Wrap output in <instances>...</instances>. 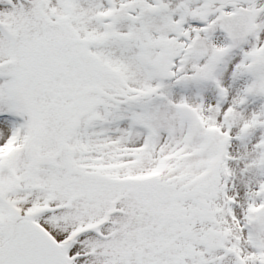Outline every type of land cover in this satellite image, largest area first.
I'll return each mask as SVG.
<instances>
[{
    "label": "snow or ice",
    "instance_id": "obj_1",
    "mask_svg": "<svg viewBox=\"0 0 264 264\" xmlns=\"http://www.w3.org/2000/svg\"><path fill=\"white\" fill-rule=\"evenodd\" d=\"M0 264H264V0H0Z\"/></svg>",
    "mask_w": 264,
    "mask_h": 264
}]
</instances>
